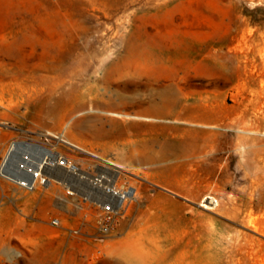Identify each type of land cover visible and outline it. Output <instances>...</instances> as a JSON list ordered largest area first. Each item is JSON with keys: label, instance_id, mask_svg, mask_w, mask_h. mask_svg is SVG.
I'll return each instance as SVG.
<instances>
[{"label": "rangeland", "instance_id": "rangeland-1", "mask_svg": "<svg viewBox=\"0 0 264 264\" xmlns=\"http://www.w3.org/2000/svg\"><path fill=\"white\" fill-rule=\"evenodd\" d=\"M17 142L138 199L104 234L63 173L0 175V264H264V0H0V166Z\"/></svg>", "mask_w": 264, "mask_h": 264}, {"label": "built area", "instance_id": "built-area-1", "mask_svg": "<svg viewBox=\"0 0 264 264\" xmlns=\"http://www.w3.org/2000/svg\"><path fill=\"white\" fill-rule=\"evenodd\" d=\"M58 155L59 158L51 161L47 166L62 171L66 177L63 182L70 196H80L86 206L99 210L98 225L101 232L107 234L125 208L134 202V196L138 192L137 187L124 182L115 165L107 167L101 162H96L88 168H83L63 155ZM45 165H39L34 170L30 169L23 174V179L16 183L12 182L27 192L49 188L54 180ZM52 223L57 226L60 220L55 218Z\"/></svg>", "mask_w": 264, "mask_h": 264}, {"label": "bare ground", "instance_id": "bare-ground-1", "mask_svg": "<svg viewBox=\"0 0 264 264\" xmlns=\"http://www.w3.org/2000/svg\"><path fill=\"white\" fill-rule=\"evenodd\" d=\"M58 158L59 155L57 153L39 145L14 143L0 166V175L16 183L20 179H23V174L25 172H29L30 169H37L39 165L46 164L45 168L47 169V172L54 182H57V179L61 180L62 171L50 168L47 164ZM13 166L15 167L14 169ZM137 199L138 192L134 196V201Z\"/></svg>", "mask_w": 264, "mask_h": 264}, {"label": "water", "instance_id": "water-1", "mask_svg": "<svg viewBox=\"0 0 264 264\" xmlns=\"http://www.w3.org/2000/svg\"><path fill=\"white\" fill-rule=\"evenodd\" d=\"M17 143H26V142H17ZM10 154V153H9Z\"/></svg>", "mask_w": 264, "mask_h": 264}]
</instances>
